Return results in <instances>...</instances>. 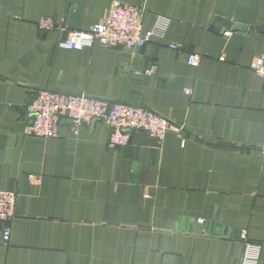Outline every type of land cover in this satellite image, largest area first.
<instances>
[{
	"label": "crops",
	"instance_id": "crops-1",
	"mask_svg": "<svg viewBox=\"0 0 264 264\" xmlns=\"http://www.w3.org/2000/svg\"><path fill=\"white\" fill-rule=\"evenodd\" d=\"M114 1L139 8L144 30L168 18L163 38L58 47ZM215 18L244 30L212 31ZM263 55L264 0H0V191L17 197L0 264H241L242 229L264 264V79L251 70ZM40 90L141 106L174 130L115 148L99 121L30 136Z\"/></svg>",
	"mask_w": 264,
	"mask_h": 264
},
{
	"label": "built area",
	"instance_id": "built-area-1",
	"mask_svg": "<svg viewBox=\"0 0 264 264\" xmlns=\"http://www.w3.org/2000/svg\"><path fill=\"white\" fill-rule=\"evenodd\" d=\"M169 22L168 18L157 16L153 27L144 30L139 8L114 1L104 18L92 24L87 30L70 31L57 45L67 50H81L93 45L121 47L127 51L138 50L154 39L163 38ZM37 26L45 32L57 29L56 24L48 18L38 21ZM170 48L175 50L177 46L171 45ZM200 62L201 57L197 54H190L187 57L189 66L198 67ZM251 70L264 79V55L252 61ZM27 113L33 117L32 123L26 128L27 135L46 139L56 138L64 121L74 131L99 121L108 127L107 143L114 148L128 145L134 132L145 133L157 144H161L167 134L174 130L169 120L141 106L50 90L38 91L28 104ZM16 202L15 192L0 191V223L14 219ZM238 239L245 247L241 264H258L261 245L248 239L246 229L240 231ZM9 241L10 232L6 230L3 232L0 245L7 246Z\"/></svg>",
	"mask_w": 264,
	"mask_h": 264
},
{
	"label": "water",
	"instance_id": "water-1",
	"mask_svg": "<svg viewBox=\"0 0 264 264\" xmlns=\"http://www.w3.org/2000/svg\"><path fill=\"white\" fill-rule=\"evenodd\" d=\"M222 29H230V30H244V26L241 24H237V23H230V21L227 20H222L221 18H215L212 22L211 25V30L215 31V32H219ZM116 48H121V47H116ZM31 117V123L33 120V117Z\"/></svg>",
	"mask_w": 264,
	"mask_h": 264
}]
</instances>
